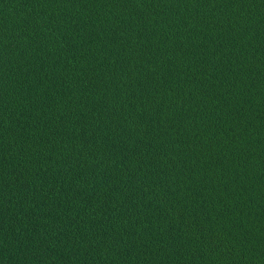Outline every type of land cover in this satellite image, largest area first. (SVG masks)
<instances>
[{"label":"trees","instance_id":"16d2710c","mask_svg":"<svg viewBox=\"0 0 264 264\" xmlns=\"http://www.w3.org/2000/svg\"><path fill=\"white\" fill-rule=\"evenodd\" d=\"M0 264H264V0H0Z\"/></svg>","mask_w":264,"mask_h":264}]
</instances>
